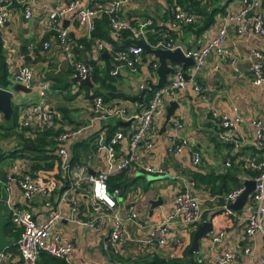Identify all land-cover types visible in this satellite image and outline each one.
Wrapping results in <instances>:
<instances>
[{"label": "crops", "instance_id": "obj_1", "mask_svg": "<svg viewBox=\"0 0 264 264\" xmlns=\"http://www.w3.org/2000/svg\"><path fill=\"white\" fill-rule=\"evenodd\" d=\"M94 1L81 0L79 7L95 6ZM69 2L70 0H37L31 8L32 17L30 19L24 17L25 0H17L10 9L7 23L1 28L3 52L11 81L6 90L13 92L12 88L18 85L13 82L12 76L19 66L31 68L34 79L32 85L27 87L31 90L29 92L31 94L13 92L12 117L16 111V122L19 123L22 108L38 102L37 86L48 83L50 86L46 98L55 114L53 130H62L60 134L67 131H80L79 136L68 140L65 144H60L58 150L66 151L69 166L73 155H79L76 164L82 165L86 175H92L103 169L105 165V153L98 150L99 144L96 140L98 134L105 132L109 136L108 132L112 130H114L113 133L121 131L124 139L117 146L116 152L124 157L129 152V132L135 128L138 121L131 118L132 122L129 126H121L120 123L123 121L116 119L104 122L92 121V100L89 98L93 89H100V87L92 80V89L78 88V85L70 83L69 80L74 75V70L67 62L55 37V32L51 30L53 23L47 18L49 10L63 8ZM167 2L168 0H130L123 7L122 14H125V18L128 17L130 21H134L133 25L146 19L152 20V28L149 29L146 37L148 44L167 31L175 44L185 50L199 49L207 45L215 37L218 29L224 26L229 27L223 48L238 56L239 62L232 66L229 58L219 57L212 52L206 58L200 72L186 81L185 88L177 93L176 99L172 100L177 101L178 109L164 130L165 114H160L155 118L150 136L153 142L152 150H139L138 162L125 170V184L135 182V187L124 196L118 197V204L112 211H104L108 220L102 227L95 221L96 214L93 212L87 186L84 185L79 190L69 192L65 200H62L71 179L68 178L69 171L63 169V160L57 154L58 150L52 154L56 160L50 161L51 169H43L49 164L46 165L43 161L37 164L38 162L29 158L28 153L20 151L22 142L20 136L23 132H19L17 127L13 128L12 118L6 121L0 114V181L6 182L8 176L15 178L12 183L13 189L9 194L6 193V198L10 206L27 210L40 221H45L52 213L59 210L61 216L53 228V235L61 241L74 244L69 258L74 264H124L141 258L153 257L165 261L176 260L180 262L179 264H215L216 258L224 252H230L234 256L229 264H264L262 262L264 235L257 233L248 238L244 232L245 220L254 211L251 202L253 191L249 194L245 206L237 214L222 208L210 209V204L213 206L216 204L209 200L216 196H210L205 186L195 185L193 193L201 200L203 214L207 212L209 218L212 213L216 212L213 215L212 231L202 238L201 249L197 254L187 255L192 233L195 231L183 228L176 222L171 223L168 229L170 237L183 239L181 249L169 245L163 248L142 247L140 244V240L146 238L153 228L172 211L174 199L182 189L181 179L192 180L193 173L203 175L213 173L216 176L229 174L225 183L230 186L231 191L235 188H244L245 181H252L253 177H248L245 173V170L252 171L247 167L248 160L264 161V153L251 155V150L248 149V147L257 146L252 122L264 119V86L254 87L252 85L250 72L252 62L246 59L252 50H259L264 56V39L253 35L242 36L237 33L236 23L229 19L236 16L239 10V0H225L220 4L214 0H204L199 3L200 13H196L195 9H190L186 5H180L182 10L199 15L196 25L202 23L204 15L216 9L221 10L214 16V23L199 35L195 34L194 29L191 31L171 26L172 17L168 11ZM259 11L264 17V0H261ZM55 25L57 28L69 30L70 43L74 52L78 42L87 39L85 31L69 16L62 21L57 20ZM129 39L132 38L129 37ZM42 42L50 43L48 51L42 50ZM93 53L92 47L91 51L79 53L77 59L87 63L91 68L90 62H94L102 70L112 65L110 54L97 53L98 55L95 56ZM151 62H153L152 56L145 54L134 71L122 69L115 82L110 83L113 88L110 93L122 92L129 96H138L147 81L156 82L154 73L149 69ZM195 84L199 87V92L193 90ZM14 99L15 106H13ZM170 102L171 100L168 104ZM106 103L125 106L130 116L137 115L136 103L112 98ZM210 110L216 111L220 116L240 118L238 131L241 137L238 141L235 139L231 141L230 146H226L217 139L221 130H217L218 122L210 118ZM176 121L179 122V127L175 125ZM24 135L27 136L26 133ZM183 140L190 143V148H184L180 154L174 155L170 151L172 143ZM194 152L199 155V166L193 165ZM56 156L60 158L61 165L57 164ZM231 158H233V163ZM242 162H244L243 166ZM36 164L39 166L38 169H34ZM146 168L160 170L161 173L149 174L146 173ZM21 175H29L40 187L39 195L30 202L24 201L22 191L15 182ZM148 175L152 187H158L159 191L149 188V182L145 180ZM142 179L145 182H142ZM217 183L223 185L221 180ZM234 183L240 186L234 187ZM0 187H3L1 183ZM158 199H161L162 203L152 210L151 202ZM73 203L77 205L76 212L71 210ZM130 213L136 214L137 219L127 220ZM114 215L122 219L125 232L117 243L111 245L110 234ZM6 216L8 217V209H6ZM219 228L223 231L222 238L208 250L210 238ZM105 244L112 246L110 251L109 248L106 250L108 251L106 253L103 249ZM247 248L250 252L244 254ZM60 261L65 264L62 260ZM1 264H23L18 249L15 255L6 254ZM37 264L57 263H48L45 257L41 256Z\"/></svg>", "mask_w": 264, "mask_h": 264}, {"label": "built area", "instance_id": "obj_2", "mask_svg": "<svg viewBox=\"0 0 264 264\" xmlns=\"http://www.w3.org/2000/svg\"><path fill=\"white\" fill-rule=\"evenodd\" d=\"M17 0H0V28H3L7 23L9 11L14 6ZM37 0H25L24 17L30 19L32 17L31 8L36 4ZM81 0H70L69 4L63 8H54L47 13L48 20L53 23L51 28L55 32V37L59 42L63 54L67 62L71 65L74 72L81 78H85L90 74L92 68L87 64L77 59V53L83 52L82 45L78 44L74 52L70 43V33L68 29L57 28L55 23L57 20H64L68 16L71 17L77 25L85 31V36L89 40L94 31V19L105 14L109 17L111 29L115 32L129 31L131 38L138 40L142 39L146 42V37L149 34V29L152 28V20L146 19L138 22L135 25L130 24L124 17H121L123 7L130 2V0H110L104 7L89 6L80 8ZM195 2H204V0H192ZM225 0H216L217 3ZM168 11L172 17L173 28L187 26L196 22L197 17L182 10L177 3V0L167 2ZM261 8V0H239V10L236 16L229 20L236 23V31L239 35L247 36L253 35L264 39V17L259 11ZM229 27H222L217 30L215 37L205 46L199 49L185 50L175 44L167 31L163 32L159 38L156 39L153 45L148 44L153 49L174 50L179 47L182 49L186 58H192L194 65L190 68L183 69L181 65H174V73L170 75L167 83L154 90L150 99L146 103V107L139 115L130 116L125 106L114 105L104 102L103 98L96 96L92 99L91 119L93 122H104L110 119L127 122L131 118L138 121V124L133 130L129 132V152L126 156L121 157L116 152L117 146L124 139L121 131H116L112 135L107 136L105 132H100L96 138L99 144V151L105 153L104 168L96 171L93 175H86L81 164H76L73 167L67 164V153L64 149L58 150L59 157L63 160V169L68 170L71 182L64 194V201L67 194L74 190H79L83 186H87L90 193L93 212L96 214V223L102 227L108 216L104 211H112L118 204L117 199L120 196L118 190L113 192L108 191L107 179L111 176L120 174L129 166L138 162V151L141 149L152 150L153 142L150 139L152 130L154 128V120L160 114H165L169 100L176 99L177 93L182 91L186 86L184 75L194 78L197 75L206 58L215 52L216 55L222 58H229L230 64L235 66L239 62V57L231 54L223 48L227 30ZM50 49L49 42H42V50L48 51ZM93 54L108 53L111 56V62L114 65L110 70V75L117 76L122 69L134 71L136 66L141 62L144 50L138 46H127L124 50L113 51L110 43L104 40H96L93 46ZM252 62L250 72L252 76V85L254 87L264 86V56L259 50H252L246 57ZM153 71L156 69V63H152ZM91 75V74H90ZM15 83L21 84L25 87H30L33 83V73L28 66H19L17 71L12 76ZM49 84L42 83L37 86L39 92L38 102L27 105L22 108L20 113L19 124L28 129H51L54 126L55 114L47 102V92L49 91ZM195 92H199V87L195 84L193 86ZM211 118L218 122L219 127L223 130L217 136L221 142L235 141V134L240 125V118H228L220 116L216 111L210 110ZM180 121V120H178ZM175 125L178 127L179 122ZM252 128L256 135L255 143L258 147L264 144V119L252 122ZM80 131H67L62 133L57 138L58 143L65 144L68 140L79 136ZM184 148H190V143L180 141L172 143L170 151L174 155H178ZM193 165L199 166L200 158L198 153L194 152ZM247 167L256 172L257 175L252 178L254 182V190L251 194V202L254 206V212L245 220V235L253 237L257 233L264 235V161L257 162L256 160H248ZM146 173L158 175L160 170L146 168ZM14 176H8L7 181H0L5 194H9L13 187ZM182 189L174 199L173 209L169 215L153 230L149 235L140 240L142 247H157L163 248L166 245L181 249L183 246V239L181 237H170L169 225L171 223H178L183 228L195 231L198 225L202 222L203 211L201 208V200H199L193 193L195 183L190 179H181ZM16 184L22 191L24 201L30 202L34 197L40 193V187L30 178L29 175H21L16 179ZM243 188H235L222 196V209L229 211L227 206L234 203L242 193ZM6 194V195H7ZM7 199V198H6ZM211 203L218 204L217 197L209 200ZM6 209H8V217L11 223L22 230L19 240L16 242L20 259L23 264H37L39 256L45 252L55 259L62 260L65 264H74L71 262L70 254L74 249V244L69 241H61L57 236L53 235V228L60 219V211L52 213L45 221L35 219L27 210L14 208L6 201ZM72 212L77 211L76 203H73ZM137 215L130 213L127 220H136ZM112 232L110 234V243L114 245L122 237L124 231L122 219L114 215L112 217ZM219 228L211 236L209 241L210 249L214 244L219 242L222 238L223 231ZM110 244L103 246L104 250H108ZM112 247V246H111ZM110 247V248H111ZM250 250H244V254H249ZM233 255L230 252H224L216 258L215 264H229L233 261ZM264 262V258L262 260Z\"/></svg>", "mask_w": 264, "mask_h": 264}, {"label": "trees", "instance_id": "obj_3", "mask_svg": "<svg viewBox=\"0 0 264 264\" xmlns=\"http://www.w3.org/2000/svg\"><path fill=\"white\" fill-rule=\"evenodd\" d=\"M109 1L110 0H95L93 3H95L94 5L104 7L106 4L109 3ZM214 1L216 2V0H214ZM168 2H171V0H168ZM177 3L179 6L180 5H182V6L186 5L190 9H195L196 13H200L199 9H198L200 2H195L192 0H177ZM220 3L221 2H219L218 4H220ZM220 11H221L220 9H216L213 12L204 15V19L200 25H196L197 23L195 22L193 24H190L187 26H181V27L184 30H191L192 31L194 29L193 31L195 32V34L199 35L202 32H204L205 30H207L214 23V20H213L214 16L217 13H219ZM196 13L192 12V14L191 13H189V14L194 15L196 17L199 16ZM120 16L125 18L126 15L125 14L123 15L121 13ZM127 18H125V19L130 24L133 25L134 21H130L129 18L128 19ZM130 36H131V34L129 31H121V32L113 31L111 29V26H110L109 17L107 15L103 14L100 17H96L94 19V31H93L92 35L90 36L91 38L89 40H87V39L80 40V42H78V44L82 45L83 52L84 51H91V48L94 46V43L96 40H104V41H107L108 43H110L113 47V51L116 52V51L124 50L127 47L125 42L127 40H129ZM46 39H47V36H46L45 40ZM155 41H151L149 43L153 45L155 43ZM77 55H79V53H77ZM143 55H145V52H143ZM90 63L92 66V70L90 72L91 80L94 84L99 86L100 89L99 88L93 89L92 94L90 95L89 99L92 100L93 97L100 96L103 98L104 102H109L110 98L107 97L106 92H110L113 90L111 84H112V82H115V80L117 79V77L119 75H117V76L110 75L109 71L111 69H113V67H114L113 64L111 66H108L105 70H102L94 62H90ZM149 69L154 73V71L152 69V62L149 64ZM9 77H10V72L8 71L7 64H6V58H5L4 52H3V40H2V32H1V28H0V88L6 89L9 87V85L11 84ZM196 81H197V79H196ZM67 84H68V82H67ZM150 97H151V94L146 97V102H148ZM14 112H15V114L12 117V121H14L13 128L17 127V129H19L18 130L19 132H21V131L23 132V135L20 136L21 141H22L20 151L28 153L30 155L29 158L32 161L38 162L37 164H39L40 161L45 162L46 165L49 164L46 166V168H43V169H51V165H50L51 162L50 161L53 159L56 160V158H54L55 156H53L52 154H55V152L60 147V143H58V141L56 139L60 135L62 130H53V128H51V129H39V128L28 129V128H24L19 123L16 122L17 121V115H16L17 113H16V111H14ZM210 118H211V116H210ZM217 130H221V132H222L223 129L221 127H218ZM113 131L114 130H112L111 132H108L109 136L112 135ZM24 133H26L27 136H25ZM240 137H241L240 133H239V131H237L234 138L236 139V141H238V139ZM222 143H225L226 146L231 145V142H222ZM263 147H264V144L261 147L254 145L253 147H248V149L251 150V153H252L251 155H255V154L264 153ZM262 148H263V150H262ZM85 151H87L86 148H85ZM78 156L79 155H73L72 159L70 160V166L75 165L77 163V161H78L77 157ZM60 161H61L60 158L57 157V164L61 165ZM231 161L233 163V158H231ZM37 164L34 167V169L39 168V166ZM241 165L243 166L244 162H242ZM125 172L126 171L124 170L120 174L111 176L107 179V186H108L109 192H113L114 190H118L120 192V195L124 196L126 193L133 190V187H135V182L125 184V180H124ZM245 173H246V175H248V177H251V178L257 175L256 172L250 171V170H245ZM228 175L229 174H225L222 176H216L213 173H209V174L206 173L204 175L200 174V173L199 174L198 173L192 174L191 179L195 183L196 186H201V185L205 186L206 188H208L207 192L210 196H212V197L216 196L217 197L218 204H216V206H213L212 204H210V209L221 208V206L223 205L222 196L227 194L228 192H230V186H228L225 183L227 178H228ZM220 180L222 181L223 185H218L217 182ZM236 186H240V185H237L236 183H234V187H236ZM1 191H4V189L2 187H0V194H1ZM215 214H216V212L212 213V215H210V217L208 218V213L206 212L205 214L202 215V221L210 220L213 217V215H215ZM5 217H6L5 218L6 219V226L4 228V234H5V237L12 242V244L5 250L4 255L9 254V253L12 255H15V254H17V249H18L16 242L19 240L22 230L20 228H17L16 226H14L11 223L9 217H7V216H5ZM193 233H192V235H193ZM18 252H19V249H18ZM41 256H44L45 260L48 263L54 262L57 264H63L60 260L53 258L52 256H50L49 254H47L45 252H42L40 254L39 258ZM184 258H185V256H184ZM183 261H184V259L182 260V262ZM179 263L180 262H177L176 260L165 261L163 259L153 257V258H141V259L136 260L134 262L124 263V264H179ZM186 264H191V263H186Z\"/></svg>", "mask_w": 264, "mask_h": 264}, {"label": "water", "instance_id": "obj_4", "mask_svg": "<svg viewBox=\"0 0 264 264\" xmlns=\"http://www.w3.org/2000/svg\"><path fill=\"white\" fill-rule=\"evenodd\" d=\"M66 24V23H65ZM126 45L138 46L141 47L145 54L151 55L153 58L152 63H156V69L154 70V75L156 77V82H152L151 80L146 82V85L142 88L138 96H129L122 92H108L106 95L108 98L112 99H122L127 102L136 103L138 108L136 110V114L139 115L140 112L145 108L146 102L145 98L152 94L154 90L164 86L167 83L168 76L174 73V65H181L183 69L190 68L194 65V60L192 58H186L182 49L177 47L174 50H164V49H153L148 44L144 42L142 39H129L125 42ZM104 54H102L103 56ZM74 75L69 80L70 83L74 85H78V88L87 87L89 89L93 88L91 84V76L87 74L85 78H81L77 75V73H73ZM184 79L189 81L190 76L184 75ZM13 92H22L29 93L31 90L22 85H15L13 88ZM13 92L10 90L0 88V114H2L3 118L6 121H10L13 115L12 108V99ZM178 109L177 101H171L165 111V118L163 124V130L167 124L172 121L175 111ZM132 120L128 122H121V126H129ZM93 175V174H92ZM254 182L253 181H245L243 183V191L237 200L234 203H231L227 206L228 210L236 212L239 214L240 210L245 206L246 201L248 199L249 194L254 190ZM6 194L5 192H1L0 194V202L3 203L0 205V264L3 261V257L5 250L12 244L10 240L5 237L4 228L6 226ZM162 203L161 199L151 202V209L154 210L155 207L160 206ZM254 210V209H253ZM254 212V211H253ZM213 220L214 217L210 220L203 221L200 223L192 235L190 246L187 250V255L191 256V254L199 253L201 249V240L204 236L212 231L213 228ZM208 250H210L208 243ZM110 251V247H109ZM112 256V254H111Z\"/></svg>", "mask_w": 264, "mask_h": 264}, {"label": "rangeland", "instance_id": "obj_5", "mask_svg": "<svg viewBox=\"0 0 264 264\" xmlns=\"http://www.w3.org/2000/svg\"><path fill=\"white\" fill-rule=\"evenodd\" d=\"M171 77V76H170ZM12 80H13V78H12ZM14 82V81H13ZM15 83V82H14ZM28 94H31V93H28ZM16 105V102H15V99L13 100V106H15ZM145 180L147 181V182H149V188L150 189H154V190H156V191H159L160 189L158 188V187H152V183L150 182L151 181V179H150V176L148 175V176H146L145 177ZM145 180L144 179H142L141 181L142 182H145ZM89 192V191H88ZM106 252H108V251H105L104 253H106Z\"/></svg>", "mask_w": 264, "mask_h": 264}]
</instances>
